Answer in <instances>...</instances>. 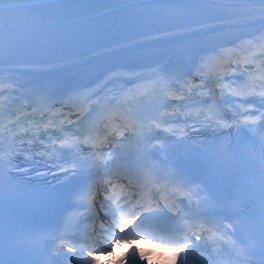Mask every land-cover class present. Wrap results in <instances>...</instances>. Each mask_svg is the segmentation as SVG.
<instances>
[{
  "label": "snow or ice",
  "instance_id": "snow-or-ice-1",
  "mask_svg": "<svg viewBox=\"0 0 264 264\" xmlns=\"http://www.w3.org/2000/svg\"><path fill=\"white\" fill-rule=\"evenodd\" d=\"M70 7L0 0V264H98L127 225L165 251L118 264H264V0L138 9L169 23L79 52Z\"/></svg>",
  "mask_w": 264,
  "mask_h": 264
},
{
  "label": "bare ground",
  "instance_id": "bare-ground-1",
  "mask_svg": "<svg viewBox=\"0 0 264 264\" xmlns=\"http://www.w3.org/2000/svg\"><path fill=\"white\" fill-rule=\"evenodd\" d=\"M46 1H51V0H18V2L19 3H22V4H32V3L46 2ZM128 1H136V0H128ZM128 1L123 2V3H127ZM241 2L244 3L245 0H228V3H241ZM105 10H106V8L105 9H102V10H99L97 12H101V11H105ZM97 12L83 14L80 17H82V16H88V15H91V14H96ZM76 18H78V16L68 17L67 19L68 20H71V19H76ZM0 71H3V69H0ZM31 79H32L31 77H26L25 78V80H31ZM128 87H132V85H129Z\"/></svg>",
  "mask_w": 264,
  "mask_h": 264
},
{
  "label": "rangeland",
  "instance_id": "rangeland-1",
  "mask_svg": "<svg viewBox=\"0 0 264 264\" xmlns=\"http://www.w3.org/2000/svg\"><path fill=\"white\" fill-rule=\"evenodd\" d=\"M245 79H247V77H245ZM227 82V81H226ZM237 83H243V81H237Z\"/></svg>",
  "mask_w": 264,
  "mask_h": 264
}]
</instances>
